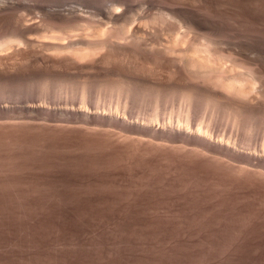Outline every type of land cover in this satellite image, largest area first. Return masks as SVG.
I'll list each match as a JSON object with an SVG mask.
<instances>
[{
    "label": "bare ground",
    "instance_id": "obj_1",
    "mask_svg": "<svg viewBox=\"0 0 264 264\" xmlns=\"http://www.w3.org/2000/svg\"><path fill=\"white\" fill-rule=\"evenodd\" d=\"M79 1L71 3L68 0H0V146L3 142L6 149L10 148L13 152L18 150L16 149L18 145H22L23 148L20 149H23L28 156L32 150L41 151L49 148L48 146L51 148L52 144L61 147L63 153L68 152L63 150L64 147L75 152L77 150L80 152L82 149L92 156L100 155L101 162L97 161L102 164L99 165L101 167L104 166L102 163L104 157L117 158L125 161L129 166L118 167L122 162L119 164L118 160L119 165L116 166V162L111 158L114 164L112 161L109 163L113 165V169L110 170L111 165H108L109 169L107 165L105 168L113 175L118 177L120 175L119 179L126 172L153 175L152 178L156 175L161 176L164 180L163 184L173 186L177 190V195L179 193L181 197V201H178L180 197L177 201L181 204L183 201L202 202L204 208L210 212L208 217H210L212 233L222 229L225 231L224 228L229 227L231 231H238L236 241L240 239L243 242L247 234L254 235L252 230L255 227L262 229L264 226V0ZM99 5H105L106 9L101 10ZM37 146L39 147L37 150L33 149ZM50 148L48 152L42 150L45 153L42 151L38 153L51 155L49 151L56 146ZM60 149L59 153H61ZM3 151L0 149V173L11 167H14L11 170L14 171L20 162L16 163L18 159H12L16 161V165L13 166L14 163L7 157V151H4L7 153L6 159L8 158L12 165L6 167L4 165L6 161L2 162L5 160ZM34 151L32 152L35 153ZM15 152L12 156L16 154ZM25 153L24 156L21 155L22 162L37 157L32 153L33 157L25 160ZM69 153L70 156L73 155V152ZM11 154L9 153L8 156ZM47 154L46 157L50 158L53 155L56 158L57 152L51 156ZM65 155L68 153H64L67 160ZM44 156L42 161L38 157L37 160L40 159L43 163ZM96 157L93 158L95 160L93 165L97 164ZM51 158L50 160L53 159ZM71 158H68V161ZM86 158L87 156L83 158L86 160L83 163L87 164ZM72 160L74 161V158ZM75 161L77 165L72 161L71 163L77 167L78 161L82 162L80 159L77 161V158ZM35 162L33 163L36 165L39 160ZM49 162L51 161L48 160ZM29 163H26L27 167L31 165ZM21 164L17 165L19 169L22 167ZM80 165L82 163L79 164V168L85 170L86 167ZM33 169L35 171V168ZM16 170L14 175L19 172L17 168ZM99 171L96 176L101 174L102 171ZM6 172L8 171L2 175ZM106 172L101 175H106ZM108 172L107 174L111 175ZM6 176L8 177L9 174ZM116 176L113 177L117 178ZM149 178L143 180L147 182ZM9 179L11 181L13 178L9 177ZM14 179V183L17 182V179ZM157 180L155 178V184ZM24 181L21 182L25 184ZM162 181L159 183L161 184ZM23 184L20 183V186ZM142 186L148 188L143 183ZM25 187L22 186V190ZM2 189L0 191H3ZM155 189L154 185L153 190ZM15 190L11 193L16 192ZM134 190L136 191L135 188L133 192ZM146 190L145 193L142 192V196L147 195ZM5 191L3 192L7 195V188ZM8 191L10 193V190ZM131 192L127 194L132 195ZM191 192L199 193L200 195H195L200 196L199 200L191 196ZM31 195L29 193L30 197ZM10 200L13 201L11 198ZM30 200L33 201L31 198ZM171 205H168V208ZM178 206H175V209H181V205ZM154 213L153 210L151 214ZM164 213L166 212L162 211L160 214L163 216ZM172 213L174 212L171 211L170 215L166 213L170 216L169 220H173L174 216L177 218L175 213L171 216ZM71 214L73 216V213ZM149 216L152 217L150 214ZM243 216L249 218L245 217L250 220V225L242 220L244 227L249 225L242 232L243 223L240 219ZM184 217L188 218L187 215ZM159 218L160 216L156 219ZM166 220L167 218L163 223L168 225ZM175 220L169 222L168 226L171 227ZM114 221L113 223L116 222ZM137 223L141 224L140 220ZM156 223L162 225L160 221L156 220ZM148 230L152 231L147 229L146 232ZM168 230L164 231V234L165 232L167 234ZM135 232L130 235L136 234ZM146 232L142 231L140 234ZM221 233L223 235V232ZM136 236L137 234L133 237ZM197 236L198 234L196 238ZM207 236L205 240H210L211 243L213 238L209 236L208 239ZM193 240L197 239L193 236ZM240 240L236 245L238 247L240 243L242 244ZM256 242L259 245L264 244L257 239ZM246 243L253 247L251 242ZM188 244L185 246L187 247ZM201 244L203 246V243ZM225 244L224 248H227V243ZM195 245L191 247L192 250ZM230 245L233 244L228 243L229 247ZM186 247H183V250ZM212 247L217 248V245ZM232 247L234 245L231 249ZM153 248L159 249L160 245ZM259 248L263 250L264 247ZM233 249L235 251L236 247ZM164 252L166 253V250ZM181 252L180 249V254ZM218 252L221 254L220 251ZM212 253L217 251L214 252L213 249ZM221 256L224 257V254ZM212 257L203 264H220V258ZM254 262L256 263V260ZM260 262L259 264H262Z\"/></svg>",
    "mask_w": 264,
    "mask_h": 264
},
{
    "label": "rangeland",
    "instance_id": "obj_2",
    "mask_svg": "<svg viewBox=\"0 0 264 264\" xmlns=\"http://www.w3.org/2000/svg\"><path fill=\"white\" fill-rule=\"evenodd\" d=\"M68 1L71 3L80 2L79 0H68ZM99 6L102 7L103 5H99ZM101 7H99L101 10L106 9L105 5L103 6L105 8H103V7L101 8ZM115 131H117V129ZM18 146H19V148H18ZM18 146L16 149H18L19 151L22 150L21 154H19L20 152L18 150H15L18 153L13 151L16 153L13 155L14 156L13 157L12 156L13 152L10 150V148L6 149V145L3 144V142H2L0 149L4 150L5 152L7 151L8 154L9 153L11 154V152H12V154L9 155L10 157L4 151L2 152V154H4V159H5L4 161H2L3 163H5V161H6V164H7V162L9 160L11 161L12 159L13 160L14 159L20 160V158H22V156H24L25 151L23 149H20V148H23V146L22 145H18ZM54 146H56L55 149L52 148ZM54 146H53V144L51 145V148H50V146H48L50 149L54 150V151L51 150L53 153L51 151H49V152L51 153V155L54 154V152H55V154L57 152L56 155L54 154L57 159L53 155L51 156L49 153H48L49 156H51L52 158L54 157L53 159L50 157L52 160H50L49 157H46L47 153L44 154L45 156L42 154L44 156L45 161L49 158L48 160L51 161L49 163H48V160H47V162H45V161H43V163L40 162V159L42 161L43 156L41 155V153H38V152H41L42 150H45L46 152H48L49 148L42 149L40 151L39 149L37 150V148H39L37 146L36 148H33V149H36L37 151L32 150L35 153L37 152L36 155H35V153H33L31 151L29 156L25 153L26 155L24 158L26 160V158H28V157H33L32 155L34 154V157L37 156L38 158H40L38 160L41 164L38 162L37 157L34 159H30V158L29 159L31 161L33 160V162L34 161L38 162L39 165H38V163L35 165L33 162H32L33 163L32 164L31 161H27L28 159L25 162H22L21 161L22 159L20 161L17 160V162L15 161L16 163H18V162L22 163L21 165H22V167H24L25 170L21 169L22 167L19 169L17 165L18 164L20 165V163H18L16 165L13 160H12V163H14V164H12V165L13 166L16 165L14 171H11V170H13L14 167H11L12 165H10V161H9V164H7V165L4 164L6 167L10 166L12 169L8 168L10 171L4 169L3 172L1 171V173H0V178L3 177L1 179L2 182H0V185L2 187L0 186V188L1 189L3 188L2 190L4 192H6L5 188H7V195H8L7 196L6 193H4L3 191H0V196L6 195L5 197H3V196L0 197V264H192L193 261H194L193 264L194 263L199 264V262L202 260L203 261L201 262V264H203V263L208 262L211 258H213L212 256H214L215 258L217 257L218 259L220 258L219 259L220 264L221 263L224 264V262H225V264H240V263L246 264L247 262H248L247 264H250V263L251 264L258 263L259 264L260 261H261L260 263H262V264L264 263V257H263L264 255L262 256V254H264V248H263L264 246H262V245H264V244L259 245L256 242V239H257V241L259 240V241L264 242V229H263L264 226H262L263 230L260 227H255L256 229L254 228L252 230V234L254 233L255 238H254V235L247 234V236L244 239L245 241L243 240V242H242L239 239L242 242V244L239 242L240 243L239 246L242 247V248H240V247L236 246V245H238V241H239V240L236 241V238L238 236V231H235V232H237L235 234V232L231 231V229L229 227L228 228L226 227V228H224L225 231H223V229H222V230L217 231L218 233L213 232L214 234H217V235L219 234L221 237L217 236V235L215 236L212 233V225H211L210 217H208L210 212L206 208H204V206H203L204 204L200 201H195L194 203L193 202H191V203L187 202L188 204L183 201L184 203L182 202V204H183L182 205L180 202H178V201H181V197L179 196V193L177 195V192H176L177 190L173 186L163 184L164 180L161 176H159L160 179L157 175L155 176L156 180L158 179L157 180L158 183L156 181V184L154 183L155 178H152L154 176L150 175L151 178L153 179V181H152V179L149 178L150 176L148 174H146V175L141 174L143 178H146L145 180H147L148 178H149L148 181L151 180L150 182L147 181L148 183L145 180H143V178L141 177L140 174L137 175L136 173H132V172L123 173L125 175L127 173H129L127 175L128 176L130 175V176L127 177V175H126L127 178L126 177L124 178L125 175L124 176L122 175V178L119 179V177H121L120 175L118 177V176L113 175L112 173L108 172L109 171L108 165H111L109 162H111L113 160L116 162L115 165L117 166V164H118L117 162L119 159L111 157L112 158V160H111L110 157H104V158L102 157L105 160L103 162V159H102V163H104L103 164L104 166L101 167V166H99V165H102L101 163L99 164V162H101V156L100 155L97 157L95 155L92 156L91 154L87 153V151H85L84 149H83L84 151H82V149H81L80 152L77 150L78 152L76 151L77 152L76 153L75 150L73 151V149L70 150L69 148L65 149V147H64L63 150H67L68 151L67 153L69 155V156L65 155L67 158V160H66L64 157V153L67 154L66 151H64V153H63V151H61L62 150L61 147H58L55 144H54ZM59 149H60L61 153H59V151H58ZM8 150H9V152H8ZM22 152H23V154H22ZM69 152H71V153L73 152V155L70 156ZM42 153H45V152L42 151ZM58 153L61 155H59ZM62 153H63V155H62ZM81 153H83V155H81ZM5 154H7V157L9 158V160H7L8 158L6 159ZM17 154L19 156H21V155L22 156L21 157L16 156ZM38 154H40V155L38 156ZM48 154H47V156H48ZM75 154H77V155L74 156ZM15 156H16V158H15ZM58 156H61L64 159H62L61 157L59 158ZM83 156H85V157L87 156L86 159H87L88 165L86 163H83L86 161V160H84L85 157H83ZM70 157L74 158V161L76 158H77V161L79 159L81 161L84 160L80 163H82V165L86 164V166L85 165L83 166L84 168L86 167L85 170L84 169L82 170L81 168H79V164H80L79 161H78V167L73 165V163L75 165H77V162L76 161L74 162L72 160V158L70 160L73 163H71L70 160L68 161V158H70ZM94 157L97 158L96 159L97 164L95 165V163H94L95 168L96 169L99 168L98 171L101 170L102 172L99 171V172H101V174L105 173V171H107L111 175H108L106 172V175L105 174L101 175L99 173V175L96 176V174H98V171L93 167L94 166L93 161H95L93 159ZM1 160H3V159H1ZM113 161H112V163L114 164ZM27 162L28 163L30 162L31 165H33V166L29 165L28 167L31 166V168H28L27 164H26ZM91 162H92V167H90ZM121 162H122V164H120ZM124 162L125 161L119 160L120 165L118 164L119 165L118 167H120L122 165H123V167L129 166V164H127L125 162L127 164L126 165ZM24 163H25L26 167H25ZM105 163H107V164H105ZM82 165H80V167H82ZM36 166H37V168H36ZM96 166L97 167L99 166V167L97 168ZM105 166L108 169L105 168ZM111 166H112V168H111ZM111 166H110V170L113 169V165H111ZM100 167H101V169H100ZM16 168L18 169L19 172L15 173V175H14V172L17 171ZM33 168H35L36 172L34 171ZM102 168H104V169H102ZM91 169H93V172L97 171V173L91 172ZM31 170L34 172H32ZM5 171H8L9 173L6 172L5 174L2 175V173H4ZM21 171H22V173H21ZM10 172L13 173L14 177H13L12 173H10ZM23 172H25V173H23ZM88 172H91L92 175H91V173H88ZM31 173L35 176H33ZM6 174L7 175L9 174V176L7 177ZM16 174H17V176H16ZM21 174H24V175H21ZM25 174L29 175L28 176L29 178ZM94 174H95V176H93ZM135 174H136V176H135ZM19 175L22 177H20ZM113 176L114 177L116 176L117 178H114ZM9 177H11L13 179L16 178L17 182H15V183L18 184L19 186L15 185V183H14V181H16L15 179H14V181L12 179L11 180L12 184H10L11 181H9L10 180ZM17 177H20V178H17ZM26 177H27V179H29L28 183L31 184V186L27 183L28 180L26 181ZM4 178L8 179V180L5 181ZM21 178H23V179H21ZM33 178H34V180H33ZM3 180L6 183V184L4 183V185H2L4 182ZM160 180L161 181L163 180L161 184L159 183V182H161ZM7 181L10 184V186L7 183ZM19 181L21 184H23L22 183L23 181H24V183L26 182L27 185L29 186V188L25 183L22 186L23 187L27 186V187L23 188L24 190H22V188H21L22 186H20V183H18ZM31 182H33V183H31ZM140 182H142L143 185L144 186L146 185L148 188L143 187L142 183H140ZM151 182H153V183H151ZM145 183H147V184H145ZM149 183H151L152 186ZM153 184L155 185V188H156L155 190H153L154 189ZM158 184L160 187L158 186ZM5 185H7L9 187H6ZM162 185H163L164 190H163V188H161ZM4 186H5V188H4ZM30 187H32L33 190H31ZM142 187H143V189H142ZM166 187L170 188L171 190L169 191V189ZM26 188H28V189H26ZM133 188H135L136 191L134 190V192H133ZM139 188L141 189V191ZM157 188L160 190H158ZM17 189L19 190V192L21 194H23L25 196L20 195V193L18 192ZM25 189H26V191H25ZM8 190H10V193L14 190L16 192L10 194ZM137 190H138V192H137ZM145 190L147 192L146 193L147 195L145 196V194H144V196H142L143 193H145ZM161 190H163V191H161ZM129 191L130 192L132 191L131 192L132 195L127 194V193H130ZM158 191H160V192H158ZM167 191H169V193ZM162 192L163 193L165 192L169 198L165 195V193L163 195ZM29 193H30V195H31V193H33V195H31V197H30ZM159 193H161V194H159ZM26 194H28V196ZM190 194H192L191 196H193L196 199L198 198L197 200H199L200 196L197 197L198 195H200L199 193H197V192L192 193L191 192ZM129 195H131V196H129ZM195 195H197V196H195ZM19 196H21V197L23 196L22 198H24V199H22ZM135 196H138L140 198L135 197ZM17 197L19 199H21L22 203L23 202L24 203L23 204L20 203L21 201ZM35 197L37 199H35ZM179 197H180V200L177 201V198L179 199ZM1 198H4L5 200L1 199ZM6 198H8L9 200ZM10 198L13 199V201L10 200ZM30 198L33 199V201L32 200L29 201ZM2 200L6 203L1 202ZM6 200H8V203ZM23 200H25V201H23ZM176 201H177V203H176ZM10 202H12V203H10ZM14 202L15 203L17 202V203L15 204ZM27 202H29V203H27ZM81 202L83 205H81ZM178 204L181 205V209L176 208L177 210L178 209L183 210L185 207V209L183 211L178 210L179 212H182L181 214L175 209V206L179 207ZM168 205L173 206L174 209L171 206H170L171 209H170V207L168 208ZM159 206H161V207H159ZM164 206L166 209L164 208ZM159 208H160V210H162L163 212H166L167 214H169L171 211L174 212L176 217L179 219L180 222L178 221L177 218H175V216L173 215L174 213H172L171 216H174V217H172L173 220L174 219H176V220H175L174 224L173 223L171 224V227L168 226V225H170L169 222L171 223L174 221L172 219H170L172 221L169 220L170 214L167 216V214L164 213V215L166 214V216H164V215L163 216L165 218H167L166 223L168 221V223H167L168 225L164 224L165 218H163V216H162L163 213L160 214L162 211L158 210ZM150 209L152 211L154 210V212H155L154 215L151 214L152 211L150 212L149 211ZM155 209H157V210H155ZM164 209H165V211H164ZM156 211H157V213H156ZM176 212H178V213H176ZM65 213H67V214H65ZM71 213H73V216ZM183 213H185V214H183ZM149 214L151 216L153 215L152 217L154 219H156L160 216V218H159L160 220L159 219H156V220H157V222H159V221L162 222V225L160 223H159L160 225L157 224L156 220H154L152 217H150ZM155 214L156 215L160 214V215L155 216ZM179 214H180V216H178ZM46 215L49 218H47ZM139 215H142V216H140L141 218L139 217ZM143 215H144V217H143ZM185 215L188 216L189 223H188V218L185 219V217H184ZM39 216H41L42 218L41 217L39 218ZM63 216L66 217V219ZM74 216H75V218H74ZM53 217H55V219ZM111 217L114 220L117 218L115 220L116 222L113 220L115 223H113V221L110 220V219H112ZM142 217H143V219H142ZM245 217H247V216H245ZM245 217L243 216L240 219V222L243 223V221H244L245 223H249V225H250V220H248L249 218L247 217L248 218L247 219ZM137 218H140V219H137ZM150 218H151V222H149ZM70 219H71V221H70ZM145 219H146V221H145ZM148 219H149V221H148ZM117 220H119V221L117 222ZM136 220H137V222H139V220H140L141 224L134 222ZM121 221H122V223H121ZM130 221H131V223H130ZM144 221L146 222L145 225H144ZM163 221H164V223H163ZM184 221H186V222H184ZM119 222H120V224H119ZM147 222H149V223H147ZM182 222H184V223H182ZM132 223L133 224L135 223L134 226ZM130 224L132 226H130ZM146 224H149V225H146ZM186 224L189 226L190 229L188 228V226H186ZM136 225H138V227ZM140 225H141L143 230L140 229L141 228ZM163 225L166 228L170 227V229L169 228H168L169 230L166 229ZM242 225H243V227L245 226L244 223ZM249 225L247 224L246 227H244V228L242 227L241 231L243 232L244 229L247 228V226H249ZM145 226L147 229H150V231L151 230L152 231L149 232V230H148L146 232L147 229L145 228ZM175 226H177V228ZM208 226L211 228H209ZM134 227H136L137 229ZM172 227L175 228L174 230H176L178 234H176V231L175 232L173 231ZM178 227L181 228L182 230L178 229ZM128 228H129V230H128ZM187 228H188V230H190L189 232H188ZM162 229H163V231H161ZM183 229H185V231ZM226 229L228 230V232ZM141 230L143 232H146V234L143 233V235H141L142 234ZM166 230H168L167 234H166V232L164 234V231H166ZM170 230H171V232H169ZM256 230H257V232H256ZM93 231L95 233H93ZM180 231H182V232H180ZM186 231H187V233H186ZM132 232H135L137 234V236L133 237L136 234L132 235L133 234ZM152 232H154V233H152ZM159 232H160V234H159ZM209 232H211V233H209ZM221 232H223V235ZM130 233H132V234L130 235ZM147 233H148V235H147ZM182 233H184V234L186 233L185 234L186 237L184 236V234L182 235ZM191 233H192V236H191ZM226 233H227V235H226ZM228 233H229V235H228ZM258 233H259V236H261V237L258 236ZM149 234H150V236H149ZM197 234H198V236H197L198 238H196ZM206 234L207 235L211 234V235L207 236ZM161 235H162V237H161ZM163 235H165V236H163ZM169 235H170V237H169ZM200 235H201V237H200ZM244 235H246V233ZM248 235L252 236V238H250ZM178 236L180 238H178ZM193 236H194V239H197L198 241L199 240L200 241L197 242V240H193ZM205 236H207L208 239L213 238V239H211V243H210V240H207V241L205 240L206 239ZM209 236H211V237L209 238ZM222 236L226 237V238L223 239ZM231 236H233V237H231ZM183 237H184V239H183ZM216 237H219V238H216ZM247 237H249L250 240H248L249 238L246 240ZM185 238H187V239H185ZM232 238H233V240H232ZM181 239H182V242H181ZM230 239H231V241H230ZM187 240H188V242H187ZM212 240H213V242L215 240L216 242H218V244L216 242H214L215 243L214 244L212 242ZM224 240H225V242H224ZM251 240L253 241V243ZM184 241L186 244H184ZM189 241L191 243H192V241H194V243L191 244ZM195 241L197 242V244ZM202 241H204V242H202ZM222 241H223V243H222ZM246 242H248V243L251 242V244H253L254 248L252 247V245H249V244L247 245ZM201 243H203V246ZM225 243H227V248H224V247H226ZM228 243L233 244L234 247H236V249L237 248H239V249H237V250L235 249V251H234V249H233L234 247H232V249H231V246H233V245H230V247H229ZM256 243H257V245H256ZM164 244L165 245L167 244L166 247ZM187 244H188V246L186 247L185 245H187ZM193 244L194 245L196 244L195 246H197V247L195 248V246H194V249H196L197 251L194 249H193L194 250L193 251L191 249V247L193 248ZM198 244H199V246H198ZM205 244L206 245L209 244V245H207V247H206ZM159 245H160L159 249L153 248V246L155 248H157ZM168 245H169V248H167ZM172 245H175V246H172ZM212 245L213 246L217 245V248L212 247ZM241 245H243L244 248ZM162 246H163V248L161 249ZM200 246H202V248ZM151 247H152V249H151ZM171 247H173V248L175 247V248L173 249ZM177 247L179 250H177ZM183 247H186V248L190 247V248L189 249L184 248V250L186 249L185 250L186 252H184ZM248 247H250V248H248ZM259 247L263 248V250H261ZM170 248L172 250H170ZM219 248H220V250H219ZM258 248H259V250H258ZM163 249L166 250V253L164 252ZM180 249L182 251L181 254H180ZM213 249H214V252L217 251V253H212ZM250 249H252V251ZM158 250H160V251L158 252ZM175 250H177V252H179V253L175 252ZM201 250H202V253H200ZM242 250L244 253L242 252ZM167 251H169V252H167ZM209 251H211V252H209ZM218 251H220V252L222 251L221 254H224V257L223 256L220 257L221 254ZM249 252H250V254H249ZM183 253H185V254H183ZM217 254H220V255H217ZM197 255H199V256H197ZM249 255H250V257H249ZM253 257H254V259H251ZM248 258H249V260H247ZM258 259H260V260H258ZM255 260H256V263L254 262Z\"/></svg>",
    "mask_w": 264,
    "mask_h": 264
}]
</instances>
